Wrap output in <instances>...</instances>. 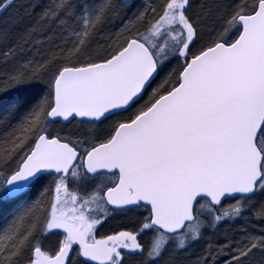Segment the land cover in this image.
<instances>
[{
	"label": "snow or ice",
	"instance_id": "1",
	"mask_svg": "<svg viewBox=\"0 0 264 264\" xmlns=\"http://www.w3.org/2000/svg\"><path fill=\"white\" fill-rule=\"evenodd\" d=\"M258 197L264 0H0V264H264Z\"/></svg>",
	"mask_w": 264,
	"mask_h": 264
},
{
	"label": "flooded vegetation",
	"instance_id": "2",
	"mask_svg": "<svg viewBox=\"0 0 264 264\" xmlns=\"http://www.w3.org/2000/svg\"><path fill=\"white\" fill-rule=\"evenodd\" d=\"M55 124H62L63 126L78 125V128H76L72 132L74 137H72L73 139L80 136L81 133L84 131V126L78 124V119L72 120L71 122H64L59 119ZM70 187H75V185H70ZM222 206H224V202ZM140 212H143V209L132 212L133 214H135V217L131 216L132 213L124 212L116 213L110 216L105 222L102 223V225L98 226L97 231L95 233L97 239H100L103 236L111 235L114 232L121 230H136L139 227L136 221L140 219ZM143 214L147 215L146 212H143ZM151 235L152 234L150 232L142 234L139 237V242H141L142 244L146 243L151 239ZM121 251L123 252L124 250ZM140 259L141 257L138 255H124L125 264H134L135 260L139 261Z\"/></svg>",
	"mask_w": 264,
	"mask_h": 264
},
{
	"label": "rangeland",
	"instance_id": "3",
	"mask_svg": "<svg viewBox=\"0 0 264 264\" xmlns=\"http://www.w3.org/2000/svg\"><path fill=\"white\" fill-rule=\"evenodd\" d=\"M142 2H143V0L138 1V3H142ZM62 126L63 125H60V124L52 125V131L54 132V134L59 132V134L62 137L63 136H69V135L73 137V134H72L73 130L78 128V125H72L71 127H62ZM257 199H264V198L258 197ZM233 203H235V201L228 203L222 207H226L227 205L233 204ZM131 216L135 217V214L132 213ZM244 223H245L244 219L241 218V219H238L235 222L230 223V224H221L219 230H217L215 232H213V230H211V229H205L204 230V238L199 240L198 242L194 243L193 247L190 250H193L195 252L196 250L198 251L199 249H204L209 241H212L214 243L218 242L219 236H221L223 234V232L224 233L228 232L229 234H233L238 238L240 235V229L244 226ZM254 226H257L256 221L254 219H251V221L248 224V227L251 230L250 227H254ZM256 231H258V229ZM191 256H192V253H191V251H189V254H186L184 257H182V259L187 260ZM168 257L169 256H166L165 260ZM225 259H227V257L224 255H221L218 258V264H225Z\"/></svg>",
	"mask_w": 264,
	"mask_h": 264
},
{
	"label": "trees",
	"instance_id": "4",
	"mask_svg": "<svg viewBox=\"0 0 264 264\" xmlns=\"http://www.w3.org/2000/svg\"><path fill=\"white\" fill-rule=\"evenodd\" d=\"M139 1V0H138ZM60 125H62V124H60ZM72 126V125H71ZM71 126H62V127H71ZM53 134H54V132H53ZM61 136V135H60ZM227 202H232V200H227L226 201V203ZM0 203H2V202H0ZM225 203V204H226ZM10 207H11V205H10ZM246 215H249V216H251L252 215V213H246ZM252 219H254L255 221H256V225L257 226H254V227H250L251 228V230H259V228L261 227V224H260V221H258L254 216H253V218ZM253 222V221H252ZM234 229V228H233ZM224 232H223V234L221 235V236H219V240H218V242H223V237H224ZM206 238V237H205ZM204 249H199L198 251H199V255H201V253H202V251H203ZM199 255H196V256H191V257H189L187 260H185V262H186V264H189V262H191V261H194L196 258H197V256H199ZM171 259V257L169 256L167 259H166V261H168V260H170ZM135 263L137 264V261L135 260Z\"/></svg>",
	"mask_w": 264,
	"mask_h": 264
},
{
	"label": "bare ground",
	"instance_id": "5",
	"mask_svg": "<svg viewBox=\"0 0 264 264\" xmlns=\"http://www.w3.org/2000/svg\"><path fill=\"white\" fill-rule=\"evenodd\" d=\"M189 251H191V253H192V256L199 255V251H197V250H196L195 252H194L193 250H189Z\"/></svg>",
	"mask_w": 264,
	"mask_h": 264
},
{
	"label": "water",
	"instance_id": "6",
	"mask_svg": "<svg viewBox=\"0 0 264 264\" xmlns=\"http://www.w3.org/2000/svg\"><path fill=\"white\" fill-rule=\"evenodd\" d=\"M79 119V118H78ZM60 120L64 121L62 118H60ZM64 122H68V121H64Z\"/></svg>",
	"mask_w": 264,
	"mask_h": 264
}]
</instances>
